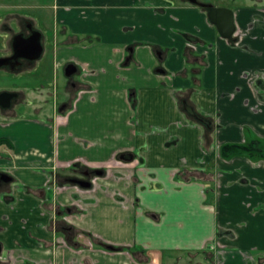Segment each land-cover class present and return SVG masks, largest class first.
Returning a JSON list of instances; mask_svg holds the SVG:
<instances>
[{
  "label": "crops",
  "instance_id": "obj_1",
  "mask_svg": "<svg viewBox=\"0 0 264 264\" xmlns=\"http://www.w3.org/2000/svg\"><path fill=\"white\" fill-rule=\"evenodd\" d=\"M34 6L53 19L54 68L74 64L80 75L59 99L65 117L0 122V170L15 178L0 190V264H264V163L220 155L243 144L245 128L264 141V0L233 9L250 30L242 48L182 1ZM179 96L208 116L212 133ZM124 154L133 162L114 167ZM85 168L106 172L94 192L63 188ZM187 170L203 175L181 181ZM65 208L69 245L52 228Z\"/></svg>",
  "mask_w": 264,
  "mask_h": 264
},
{
  "label": "flooded vegetation",
  "instance_id": "obj_2",
  "mask_svg": "<svg viewBox=\"0 0 264 264\" xmlns=\"http://www.w3.org/2000/svg\"><path fill=\"white\" fill-rule=\"evenodd\" d=\"M1 2L4 3H0V60L1 59H7L13 56L14 51H13V42L14 39L16 37H23L24 39H28L30 37L33 36V33L35 32H41L42 33V44L44 47V54L47 51V48L49 46L52 45V42L54 41V23H53V19L50 16H46V15H41L38 14L35 17L32 16H27L26 11L24 10V8H26L23 5L20 4V2H22V0H0ZM24 1V0H23ZM175 1H182L185 2L186 4H190L193 5L191 3H189L188 0H175ZM199 3L201 4H205V5H212L215 8H225L228 10H231L234 14V21H235V32L232 35L231 39H224L220 34V36L229 44V46H231L232 48H242L243 44H244V40L248 35V32L250 30H243L242 28L239 27V25L236 22L235 19V12L233 9H236L238 7H234V8H227L225 6H221V5H216L213 1L211 0H197ZM18 3V4H17ZM194 6H198V5H194ZM200 7V6H198ZM34 8L36 10H40L41 6H34L31 7ZM203 10H205L208 14V10L206 8L200 7ZM42 11H39V13ZM209 18V17H208ZM211 23V22H210ZM212 24V23H211ZM213 25V24H212ZM215 26V25H213ZM216 27V26H215ZM217 29V27H216ZM217 32L219 33L218 29ZM187 41L189 42V46L187 48L188 51L191 52H195L196 51V45H197V39L193 38L191 36L186 38ZM53 46V45H52ZM54 51V50H53ZM43 54V55H44ZM43 57V56H42ZM41 60V59H40ZM35 61V62H30L28 60L25 59H21L20 62L22 63V65L19 68H16L15 71H11L9 66H5L0 68V74L2 73H7V74H15L18 73L19 71H21L24 68H32L33 66H35V64H38L39 61ZM71 65V64H68ZM67 65V66H68ZM74 65V64H73ZM67 66L65 67V69L67 68ZM76 66V65H75ZM77 67V72L74 76L70 77V78H66V89H72L73 87H75L77 84L75 83V79L80 75V70L79 67ZM65 69H64V75H65ZM259 88L260 86L263 85L264 87V77L263 78H259ZM69 87V88H68ZM17 93L18 97L14 98L12 100V106L9 109H3L0 107V109L4 110V111H10L13 106L15 104H17L19 102V104L21 103V100L24 98L22 96V94H20L19 92H15V91H8V90H2L0 89V94L1 93ZM80 93H78L75 97V99H71V107L72 109H74L75 103L78 101L77 99L80 98ZM70 98V96H69ZM178 101H179V105L181 110L197 125H199L201 128L205 129L208 133H212V130L214 129V124L211 122V120L208 118V116H205L202 112H199L197 110V108L195 107V103L192 102L190 96H179L178 97ZM54 105H53V111L55 112V114L59 117H65V114L68 110L67 107L69 105V103L67 101L62 102L61 104H59L60 102L54 101ZM245 131V141L243 142V144L239 145V146H251L250 144L255 142L257 139H251L249 140V137H251V132L248 128L244 129ZM250 135V136H249ZM5 145V144H4ZM2 146V145H1ZM223 147V146H222ZM221 147V148H222ZM238 155L233 156L231 159L235 158V157H243L246 158L250 161H252L255 164H260V163H264V159H259V160H253L251 159L249 156L247 155H243L240 154L239 152L237 153ZM220 155H221V149H220ZM123 157H127V158H132L131 161H125L122 158ZM222 158H224L221 155ZM134 160V155L133 154H124L120 157L119 160H116L115 163L113 164L114 167H122V165L124 164H128L133 162ZM228 160V159H227ZM81 163V162H78ZM82 165L84 163H81ZM77 164H72L71 166H68L67 168H73L74 166H76ZM85 166V165H84ZM190 172H193L191 170H187ZM97 172H101V175H97ZM182 171H180L178 173V177L181 181H184L183 177L181 176ZM2 175H7L8 177L11 178L10 182H4L1 180ZM106 176V172L105 170L102 169H88L85 168L84 170H80L78 171L77 174L74 175L75 178H67V182L64 185L63 188L66 187H74L77 189L78 192L83 193V192H94L97 188V183L98 180L101 178H104ZM77 180V181H83V182H87L90 184L89 188H83L77 184H73L72 181ZM15 178L12 176L11 173L7 172V171H3L0 172V190L4 187V186H12V184H14ZM12 199V198H11ZM78 200V199H77ZM12 201H14V199H12ZM71 210H69V208H65V209H59L58 212L54 213V223H53V230L57 231L58 233L64 235V240L63 243L66 245H69V243L71 242V233L73 232V228L68 224V218H67V214L70 212ZM83 212V211H81ZM70 235V236H69ZM70 237V238H69ZM78 240H91V237L89 234L87 233H81L79 237H77ZM89 245L93 246V243H91V241H89ZM113 249V248H112ZM2 253V249L0 246V254ZM0 260H2V256H0Z\"/></svg>",
  "mask_w": 264,
  "mask_h": 264
},
{
  "label": "rangeland",
  "instance_id": "obj_3",
  "mask_svg": "<svg viewBox=\"0 0 264 264\" xmlns=\"http://www.w3.org/2000/svg\"><path fill=\"white\" fill-rule=\"evenodd\" d=\"M50 0H22L21 5L28 6L24 8L27 16L35 17L38 14H43L50 17L48 11L39 13V10L31 8L37 5L38 2L49 3ZM175 1V0H174ZM216 5L225 7H243L249 5L253 0H211ZM0 3H4L1 2ZM18 4V3H17ZM35 12H38L35 13ZM53 46L47 48L46 53L43 55L38 64L32 68H24L15 74H0V89L15 91L22 94L24 97L13 106L10 111L0 109V122H11L12 117L7 116L9 113L18 117L23 115V118H37L51 115L53 112L54 101H59L65 94L66 78L64 69L68 64H64L58 71L53 66L54 51ZM69 88V87H68ZM60 102V101H59ZM39 113V114H37ZM19 119V118H18ZM4 170H0L3 172Z\"/></svg>",
  "mask_w": 264,
  "mask_h": 264
},
{
  "label": "water",
  "instance_id": "obj_4",
  "mask_svg": "<svg viewBox=\"0 0 264 264\" xmlns=\"http://www.w3.org/2000/svg\"><path fill=\"white\" fill-rule=\"evenodd\" d=\"M189 3L193 5H198L200 7L206 8L208 10V17L210 22L215 25L219 31V34L224 39H231L232 35L235 32V21L234 14L231 10L225 8H215L212 5H205L199 3L197 0H188ZM42 33L35 32L33 36L24 39L19 36L14 39L13 42V51L14 54L12 57L7 59L0 60V68L9 66L11 71H15L16 68H19L22 63L21 59L28 60L30 62L38 61L42 58L44 54V47L42 44ZM77 72V67L73 64L68 65L65 69V76L70 78L74 76ZM17 93H1L0 94V107L3 109H9L12 106V100L17 98ZM125 161H131L132 158L123 157ZM97 175H101V172H97ZM1 180L4 182H10L11 178L7 175H2ZM73 184H77L83 188H89L90 184L83 181H72Z\"/></svg>",
  "mask_w": 264,
  "mask_h": 264
},
{
  "label": "trees",
  "instance_id": "obj_5",
  "mask_svg": "<svg viewBox=\"0 0 264 264\" xmlns=\"http://www.w3.org/2000/svg\"><path fill=\"white\" fill-rule=\"evenodd\" d=\"M7 144L6 139H0V146ZM251 146H233L227 145L221 148V155L224 158H232L235 155L240 154L247 155L253 160L264 159V141L263 140H256L255 142L250 144ZM203 175L202 172L197 171H185L181 173V176L184 180H193L195 178H201Z\"/></svg>",
  "mask_w": 264,
  "mask_h": 264
}]
</instances>
